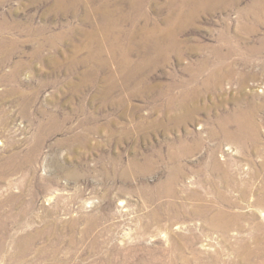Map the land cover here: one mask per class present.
Instances as JSON below:
<instances>
[{
  "label": "rangeland",
  "instance_id": "374dc122",
  "mask_svg": "<svg viewBox=\"0 0 264 264\" xmlns=\"http://www.w3.org/2000/svg\"><path fill=\"white\" fill-rule=\"evenodd\" d=\"M263 200L264 0H0V264H264Z\"/></svg>",
  "mask_w": 264,
  "mask_h": 264
},
{
  "label": "bare ground",
  "instance_id": "6f19581e",
  "mask_svg": "<svg viewBox=\"0 0 264 264\" xmlns=\"http://www.w3.org/2000/svg\"><path fill=\"white\" fill-rule=\"evenodd\" d=\"M264 201V200H263ZM251 254V253H250Z\"/></svg>",
  "mask_w": 264,
  "mask_h": 264
}]
</instances>
